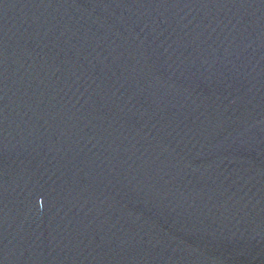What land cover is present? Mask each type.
<instances>
[{
	"label": "water",
	"instance_id": "obj_1",
	"mask_svg": "<svg viewBox=\"0 0 264 264\" xmlns=\"http://www.w3.org/2000/svg\"><path fill=\"white\" fill-rule=\"evenodd\" d=\"M0 264H264V0H0Z\"/></svg>",
	"mask_w": 264,
	"mask_h": 264
}]
</instances>
